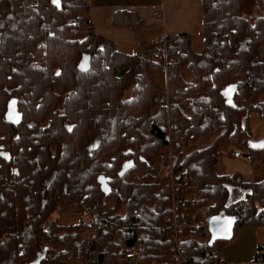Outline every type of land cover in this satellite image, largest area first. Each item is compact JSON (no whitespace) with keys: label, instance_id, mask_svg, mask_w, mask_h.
Segmentation results:
<instances>
[{"label":"trees","instance_id":"16d2710c","mask_svg":"<svg viewBox=\"0 0 264 264\" xmlns=\"http://www.w3.org/2000/svg\"><path fill=\"white\" fill-rule=\"evenodd\" d=\"M202 2L204 51L194 52L188 34L145 59L95 32L88 0H0L2 89L11 80L22 86L25 120L34 103L31 125L17 127L10 156L0 160V264H91L90 229L99 264H219L211 249L220 252L241 226L264 225V180L216 171L223 145H245L252 161L264 157V142L250 145L248 125L253 110L264 117V0H257L263 15L252 17L243 0ZM112 22L143 27L130 10L114 12ZM85 54L91 69L81 72ZM153 64L166 67L167 90L149 75ZM4 125L0 118V132ZM199 138L214 140L200 148ZM170 159V177H159L158 162ZM101 174L112 178L108 195ZM57 195L81 200L90 220L52 218ZM191 206L231 217L233 238L214 240L184 224L179 215Z\"/></svg>","mask_w":264,"mask_h":264},{"label":"rangeland","instance_id":"374dc122","mask_svg":"<svg viewBox=\"0 0 264 264\" xmlns=\"http://www.w3.org/2000/svg\"><path fill=\"white\" fill-rule=\"evenodd\" d=\"M242 7H243V14L247 17L260 16L261 14L263 15V12L257 5V0H243ZM204 37L205 36L202 31H199L194 34L192 38V47H193L194 52L202 53L204 51ZM161 47L162 45L160 44H157L156 46H153L152 44V47L150 48V50L152 49L155 50L156 48L158 50ZM147 52H145L144 54L142 52V55H139V54L138 55L144 57L145 59H150L152 55H150ZM132 54H135V53H132ZM155 59H157V57H155ZM168 62H169L168 60H165V64H167ZM125 71H126L125 68H119L117 73L118 75H123ZM148 71H149V75L151 76V78H153L162 89L167 90L166 67L153 64L149 67ZM183 74L185 77L188 78L186 71H183ZM228 89H229V92L232 93L234 86H229ZM130 93H131V89H129L126 95L129 96ZM248 125L252 132V136H253L252 139L255 142H264V117L260 116V114L257 111L253 110L249 115ZM213 140L214 138H210V139L199 138L196 141V146L200 148L209 146L213 142ZM234 150L242 153L241 154L242 162L247 165V169H248L247 172H249L248 176L250 178L247 175L246 177L256 182H260L264 180V157L257 158L255 161H252L251 154L248 151V149L245 147V145H240V144L235 145V146H232V145L221 146V161L223 162L221 163L220 161L217 164L216 171L218 173L228 172L227 170L229 166L225 163V159L229 158L232 151ZM236 151L232 153L233 156H235L234 153ZM160 164H161V167L164 164V167L163 169H161L159 177L161 178L170 177L169 167L172 164V160L170 159L169 162L159 161L158 165ZM225 164L227 165V167ZM232 172L237 173L239 171H232ZM188 196L192 197L193 194L188 193ZM236 198L237 197L231 193V200H235ZM56 204L58 206V210L52 214V218H59L60 222H62L63 224H74L80 219H85L86 221H89L91 218L89 215L90 207L84 204L81 200L74 201V200H70L67 197L60 198V196L57 195ZM59 209H61V211H59ZM183 211L191 212L192 217H195V221L202 219V217H207L208 219L211 217L208 214L200 213L196 207H192V206L183 209ZM90 230H88L86 234H88ZM249 240L255 245L251 247ZM259 245L264 247V225L241 226L238 229L235 238L232 241L223 244L222 249H221L222 254H223V259L229 264H235L234 262H241V261L248 262V258H249L250 261H252L254 264H260L261 263L260 261L263 258L262 253L264 251L260 253L258 252ZM257 252L259 254H257ZM219 260L220 259L217 260L218 263H219ZM227 263L223 262V264H227ZM91 264H99V263L95 262L94 259L92 258Z\"/></svg>","mask_w":264,"mask_h":264},{"label":"crops","instance_id":"0c3cea01","mask_svg":"<svg viewBox=\"0 0 264 264\" xmlns=\"http://www.w3.org/2000/svg\"><path fill=\"white\" fill-rule=\"evenodd\" d=\"M91 5L90 18L93 22L95 32L105 38L114 41L118 50L126 53L142 55L145 52L153 56L158 49L150 50L157 45V40L165 34L180 33L191 35L202 31L203 2L202 0H88ZM119 10L135 11L143 20V27L134 31L131 27L122 24H114L112 15ZM152 43V44H151ZM150 51V52H149ZM258 58L264 61V45L258 49ZM236 151V150H234ZM232 151V153L234 152ZM231 153L225 159L228 167L227 174H243L244 178L249 175L247 165ZM223 161H221L222 163ZM225 164V165H226ZM226 165V167H227ZM235 165V166H234ZM233 167V168H231ZM225 174V173H220ZM249 177V176H248ZM250 178V177H249ZM252 181V180H250ZM235 194V192H234ZM237 195V194H236ZM244 232V231H243ZM251 247L253 244L250 240ZM261 246V245H260ZM228 249V248H227ZM226 251V250H225ZM257 254H259L257 252ZM221 258L223 254L221 250ZM230 256V254H229ZM249 257V256H248ZM264 257V252L262 253ZM263 259V258H262ZM261 262V261H260ZM235 264H254L248 258V262H234ZM262 263V262H261ZM229 264V263H227Z\"/></svg>","mask_w":264,"mask_h":264},{"label":"water","instance_id":"95a60500","mask_svg":"<svg viewBox=\"0 0 264 264\" xmlns=\"http://www.w3.org/2000/svg\"><path fill=\"white\" fill-rule=\"evenodd\" d=\"M78 69L81 72H87L91 69V55L90 54H85L79 65ZM12 100L10 102V109L7 113L6 120L8 122H13L14 124H18L21 121V115H15L14 114V109L13 107H16V104H13ZM12 108V109H11ZM98 140L96 139L92 144L89 145V153L91 152V157L94 156L95 151L99 148L98 145ZM254 148H261L263 145V142H255L253 140V143L250 144ZM129 165H131L129 167ZM134 166V160L126 161L122 169L119 172V176L122 177L124 176L132 167ZM111 181L112 178L105 176L104 174H101L98 176V182L100 184V188L103 193L106 195L110 194L112 191V186H111ZM209 222V232L212 235V238L214 240H231L234 236V221L231 217L229 216H214L210 217L208 219Z\"/></svg>","mask_w":264,"mask_h":264},{"label":"flooded vegetation","instance_id":"af4514ba","mask_svg":"<svg viewBox=\"0 0 264 264\" xmlns=\"http://www.w3.org/2000/svg\"><path fill=\"white\" fill-rule=\"evenodd\" d=\"M21 88L22 86L18 85L16 80H11L7 84H4L3 89L0 82V118H3V121L6 122V125L3 126L5 131L0 132V160H4L7 156H10V151L8 149L9 144L7 143V141L10 139L9 137L13 136L14 138L17 127L21 126L24 121L28 125H31V122L33 121V115H30V109L34 104L32 100L29 102L27 120H25V114L21 109ZM12 100H15L16 104V107H13L14 114L21 115V121L18 124H14L13 122H8L6 120L7 113L10 109L9 105ZM18 138L19 135L17 134L15 139ZM7 160H10V158H7ZM15 172H18V170L16 169Z\"/></svg>","mask_w":264,"mask_h":264},{"label":"built area","instance_id":"2783aa9c","mask_svg":"<svg viewBox=\"0 0 264 264\" xmlns=\"http://www.w3.org/2000/svg\"><path fill=\"white\" fill-rule=\"evenodd\" d=\"M181 36L182 35L180 33L165 34L163 37H161L159 40H157L156 43L162 45V47H166L168 39L179 38ZM171 61H173V59ZM164 100L168 102V95L167 94H165ZM241 154L242 153L239 151H236L234 153L235 157H240ZM179 218L182 220V222L184 224H196V225L203 227L206 231L207 237H209L210 232H209V222H208L207 217H202V219L195 221V217H192L191 212L181 211ZM176 224H178V223H176ZM87 250L89 251V253L91 255V261L93 258L95 262L99 263L98 235L94 229L90 230V232L88 233ZM211 253L215 258L220 259L219 250H217L215 248L211 249ZM127 257L131 263H134V261H135V254L134 253H129L127 255ZM219 261H220L219 264H223V261H221V260H219Z\"/></svg>","mask_w":264,"mask_h":264},{"label":"snow or ice","instance_id":"6c2138e0","mask_svg":"<svg viewBox=\"0 0 264 264\" xmlns=\"http://www.w3.org/2000/svg\"><path fill=\"white\" fill-rule=\"evenodd\" d=\"M57 75H59V73H57ZM13 104H15V101H13ZM69 131H71V129H69ZM131 165H129V167H130Z\"/></svg>","mask_w":264,"mask_h":264}]
</instances>
